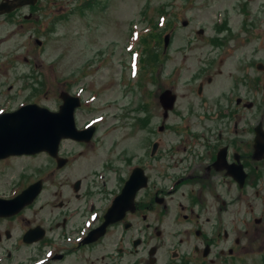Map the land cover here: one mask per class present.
I'll use <instances>...</instances> for the list:
<instances>
[{"label":"rangeland","instance_id":"rangeland-1","mask_svg":"<svg viewBox=\"0 0 264 264\" xmlns=\"http://www.w3.org/2000/svg\"><path fill=\"white\" fill-rule=\"evenodd\" d=\"M98 1L101 4L99 9L91 6L83 12L79 10L83 0H38L34 7L23 6L8 16L0 14V109L14 110L29 102L57 111L62 103L61 93L74 94L81 88L85 104L78 111L77 126L98 124L96 141L90 146L92 152L85 159L89 164L96 161L97 155H101V162L120 163L118 154L122 151L128 156H143L150 141L146 137L148 131L163 122L159 103L161 92L175 86L174 91L180 96L179 106L185 108L189 100L185 94L189 93L187 83L191 72L199 69L201 58L217 50L208 41L217 33V11L229 10V27L244 37L247 34L241 30L244 18L250 19L253 7L264 3V0H250L251 13L244 10L246 15L231 7V4L244 0ZM161 8L169 11L171 19L167 28L170 31L169 46L165 53L162 37V41L154 45L155 55L146 58L143 57L145 49L143 51L141 36L149 33V22L157 20ZM186 21L187 25H183ZM200 31H204L205 37ZM241 39L235 41V87H238L235 91V139L245 140L251 136L244 133L249 126L258 121L264 123V102L258 98L264 92L258 91L254 99L249 92L254 78L264 79V56L259 52L252 57L255 64H263L261 69L250 67L251 64L247 63L250 56H242L241 52L251 47H242ZM231 72L233 70L223 68L221 77L216 71L213 73L217 82L212 87L217 85L216 92L223 83L230 86ZM225 76H228L227 83L223 80ZM153 79L156 82H152ZM131 83L136 86L132 87ZM168 123L166 121V125ZM172 136L169 130L157 132L161 141L159 156L163 155L158 159L160 167L169 161L167 141ZM49 166L48 158L45 160L43 156L32 160L10 158L0 162V193L17 183L23 175L38 178L39 168L47 171ZM155 171L160 183L167 187L170 182L165 178L172 175V170L168 169L165 174ZM71 177L70 184L74 180ZM53 179L47 182V193H72L67 175L60 180ZM189 188V185L182 184L172 198L176 207L179 203H190L181 194L187 193ZM228 188L223 185V196L219 199L201 198L199 205L194 207L196 212L198 208L200 210L199 224L186 223L180 216L176 219L179 225L170 231L165 230L159 240L161 263L167 259L174 264L187 258L191 261L194 256L192 248L199 241L193 233L190 238H185L183 232L177 230L186 227L200 228L206 235L214 231L221 233L216 240L217 247H213L208 258L201 254L197 257L204 264H264V178L260 179L259 186L246 190L245 194L235 186L230 192L232 195H226ZM181 213L189 214V211L182 210ZM254 219H261L260 224H255ZM225 231L229 233L228 238ZM174 232H180L179 236ZM234 238H239L238 245L233 243ZM229 248L234 249V254H229ZM220 249L225 251L222 257ZM102 255L100 253L99 257Z\"/></svg>","mask_w":264,"mask_h":264},{"label":"flooded vegetation","instance_id":"flooded-vegetation-1","mask_svg":"<svg viewBox=\"0 0 264 264\" xmlns=\"http://www.w3.org/2000/svg\"><path fill=\"white\" fill-rule=\"evenodd\" d=\"M231 7L245 14L246 11L251 13L250 0L247 3L245 0L238 1ZM253 10L251 18H244L241 25L243 33H247L244 37L241 32L235 34L233 28L229 27V10L217 11V33L208 40L217 50L201 58L198 61L201 65L199 69L191 72L187 83L189 93L185 94L189 100L185 108L179 106L180 96L174 91L175 86L165 89L176 95V103L167 114L161 106L163 122L148 131L146 137L150 141L143 156H128L122 151L118 154L120 163L101 162V155H97L96 161L89 164L85 159L92 152L90 146L96 141V129L87 141L63 140L57 156L43 152L0 160H32L43 156L50 163L47 171L39 168L38 178L23 175L17 183L0 193V264H174L170 259L161 263L159 240L165 230L170 231L179 225L178 217L181 216L186 223L199 224L200 210L198 208L196 212L194 207L199 205L202 197L219 199L223 196V185L229 186L226 195H232L230 192L235 190L232 188L235 186L245 194L246 190L260 185V179L264 178V157L254 160L252 153L255 127L261 125L264 129L263 121L249 126L248 131L244 132L251 135L249 138L235 139V91L238 89L235 87V41L242 38V47H251L245 51L247 54L241 52L242 56H250L251 60L247 61L250 67L261 69L263 66L262 63L255 64L252 57L259 52L264 56V3L260 7H253ZM201 36L205 37L204 31ZM223 68L233 70L229 77L231 84L227 86L222 82L227 83L228 76H225L220 81L222 88L216 92L214 88L217 85L212 87L217 82L213 73L216 71L221 77ZM250 87L248 91L254 99L258 91L264 92V79L254 78ZM258 98L264 102V94L258 95ZM145 109H148V105H145ZM166 121H169L167 125ZM146 122H149L148 119ZM91 125L85 123L79 129L86 130ZM166 130L173 134L167 141L169 161L160 167L158 159L163 155L159 156L161 141L157 138V132ZM240 166L245 173L242 187L235 182V173H239ZM168 169L172 170V175L166 176L170 183L165 187L155 170L165 174ZM135 174L140 188L132 202L125 197L114 206ZM66 175L72 193H47V182L54 181L53 178L60 180ZM70 177L74 178L71 184ZM39 183L41 189L36 196L29 194V197H20ZM182 184L190 186L187 193H181L190 203H179L178 208L172 198L180 191ZM111 210L120 218L104 226ZM182 210L189 211V214H182ZM260 222L261 219H254L255 224ZM177 230L182 231L185 238H190L193 233L199 241L192 248L194 256L191 261L187 258L180 264H204L197 257L201 254L207 259L213 247H217L216 240L221 237L220 232L206 235L200 228L178 227ZM173 234L179 236L180 232ZM224 235L229 237L227 231ZM180 242L184 240L181 238ZM233 243L238 245L239 238H234ZM228 252L234 254V249L229 248ZM100 253L103 255L99 257ZM224 253L223 249L219 250L220 257Z\"/></svg>","mask_w":264,"mask_h":264},{"label":"water","instance_id":"water-1","mask_svg":"<svg viewBox=\"0 0 264 264\" xmlns=\"http://www.w3.org/2000/svg\"><path fill=\"white\" fill-rule=\"evenodd\" d=\"M37 2L38 0H6L0 5V14L10 13L23 6L36 5ZM184 25H187V22ZM168 40L169 36L166 37V47ZM60 97L63 104L58 111H51L34 104L13 113L0 115V159L10 155L35 154L43 151L57 156L59 145L63 139L89 140L92 137L94 128L87 131H79L76 128L74 110L80 105L79 99L68 93H62ZM175 101L176 96L171 91H166L161 96V104L166 112L174 107ZM252 157L254 160L264 157V131L260 126L255 128ZM244 180L245 174L240 167L239 173H235V182L239 184V187H242ZM137 183L135 174L127 182L114 206L125 197H129L128 201L132 202L140 188ZM40 189V183L36 184L20 197H29V194L36 196ZM118 218L120 217L115 216L111 210L106 216L107 222L104 226Z\"/></svg>","mask_w":264,"mask_h":264},{"label":"trees","instance_id":"trees-1","mask_svg":"<svg viewBox=\"0 0 264 264\" xmlns=\"http://www.w3.org/2000/svg\"><path fill=\"white\" fill-rule=\"evenodd\" d=\"M100 5H101L100 4V1H98V0H88V1L85 2V4L82 5V7H81L82 9H79V10H81L83 12L84 10L87 9V7H91V6H93L94 8L98 7V9H99ZM153 21H155V20H153ZM156 28H157V26H156ZM156 34L158 35V37L160 39V37L162 35V31H158ZM147 40H148V37L145 38L144 42H146L148 44V41ZM150 57L151 56L148 55V58H150Z\"/></svg>","mask_w":264,"mask_h":264}]
</instances>
